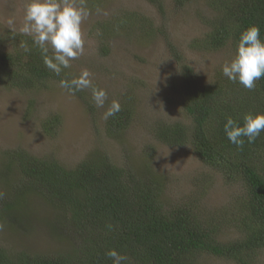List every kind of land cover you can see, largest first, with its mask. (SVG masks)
<instances>
[{"label":"trees","instance_id":"1","mask_svg":"<svg viewBox=\"0 0 264 264\" xmlns=\"http://www.w3.org/2000/svg\"><path fill=\"white\" fill-rule=\"evenodd\" d=\"M146 1L165 13L164 0ZM195 1L171 3L182 9ZM204 5L211 13L203 20L201 36L187 43L189 50L231 46L234 55L241 31L250 24L258 25L264 38V0H204ZM136 29L143 35L163 32L148 16L126 10L95 21L87 34L105 56L106 39ZM5 39L7 44L1 42L0 47V85L30 95L22 117H30L45 93L51 92L47 96L73 97L83 112L79 114L98 125L97 130L100 124L107 135L122 136L136 111L132 90L106 99L98 108L90 91L73 94L60 86L61 78L75 75L70 69L60 76L47 69L30 37L8 32ZM164 40L177 65L167 87L187 121H156L151 132L164 145L189 147L200 164L237 187L234 208L204 216L196 212L198 198L194 205L191 200L167 205L160 173L139 172L129 160L117 162L105 145L71 161L57 147L36 155L16 146L0 157V239L11 241L0 243V264H112L106 255L109 249L128 257L123 264H200L199 258L211 257L258 264L257 256L264 253V131L253 143L245 137L238 148L227 139L223 124L228 116L240 119L250 110L264 111V77L253 90L221 72L203 83L183 53L166 36ZM22 44L30 51L25 52ZM113 100L119 101L121 110L105 120L103 114ZM50 110L31 119L46 138L56 141L64 117L60 109ZM34 221H41L44 228L36 230ZM225 221L236 229L231 239L223 235Z\"/></svg>","mask_w":264,"mask_h":264},{"label":"rangeland","instance_id":"2","mask_svg":"<svg viewBox=\"0 0 264 264\" xmlns=\"http://www.w3.org/2000/svg\"><path fill=\"white\" fill-rule=\"evenodd\" d=\"M86 7L89 16L81 26L85 41L84 54L71 61L68 69L72 71V76H78L82 68L90 70L94 84L107 91V99L132 90L137 101L135 99L136 111L130 125L122 136H109L101 130L100 124L97 130L98 125H92L91 121L79 114L83 112L73 97L47 96L51 92H46L45 95H39L44 96L33 109L32 115H37L39 119L51 112L50 109L61 110L64 117L62 132L54 141L40 132L38 123L31 119L32 115L22 117L30 95L0 85V157L16 146L36 155L49 153L57 147L71 161L89 149L105 145L106 151L117 162L129 160L137 165L139 172L151 170L155 174L160 173L164 180V199L167 205H180L188 200L194 205L198 198L196 212L201 215L220 213L225 208L232 210L237 187H231L220 173L200 164L189 147L164 145L150 129L156 121H187L176 96L167 87L168 78L171 80L177 65L164 40L165 36L183 53L184 61L194 68L196 77L203 83L218 72L222 73L223 63L233 56L231 46L215 51H192L186 48L192 38L200 37L204 32L203 20L211 13L204 5V0H197L182 9L173 7L171 0H164L165 13L162 14L146 0H86ZM126 10L148 16L153 27H159L163 32L155 35L149 32L145 36L138 32V28L129 33L123 31L106 39L109 50L103 56L100 44L92 35L87 34V30L95 21ZM23 16L24 0H0V47L1 42L7 44L5 38L10 32L7 19L14 18L19 28ZM86 91L91 92L90 89ZM52 92H57L56 88ZM55 100L60 101L59 105ZM58 155L59 158L61 155ZM144 164H148L149 168ZM221 227L223 235L229 239L237 235L231 223L225 221ZM34 228L42 230L43 223L34 221ZM2 234L3 230H0V237ZM42 238L44 240V236ZM0 243L8 245L11 241L4 236ZM257 259L258 264H264V253L257 256ZM199 263L234 264L213 257L210 260L199 258Z\"/></svg>","mask_w":264,"mask_h":264},{"label":"clouds","instance_id":"3","mask_svg":"<svg viewBox=\"0 0 264 264\" xmlns=\"http://www.w3.org/2000/svg\"><path fill=\"white\" fill-rule=\"evenodd\" d=\"M88 16L86 0H24L22 24L17 28L11 17L6 24L13 34L30 37L39 49L45 67L60 76L62 70L71 67V61L84 54L81 26ZM21 46L25 52L30 51L26 44ZM222 74L248 90L255 89L256 81L264 77V38H261L258 25L250 24L241 31L234 55L222 65ZM60 86L73 94L90 89L95 106L102 108L105 105L107 91L94 84L92 73L87 68H82L79 75L70 80L61 78ZM120 110L119 101L113 100L103 118L107 120ZM223 130L227 139L238 148L243 147L245 137L248 143H253L264 131V111L250 110L240 119L228 116ZM106 255L112 264H123L128 260L126 255L115 249H109Z\"/></svg>","mask_w":264,"mask_h":264}]
</instances>
